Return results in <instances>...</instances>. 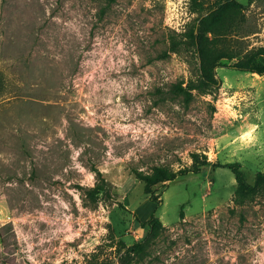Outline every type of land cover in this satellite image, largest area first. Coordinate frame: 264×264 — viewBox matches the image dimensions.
<instances>
[{
	"label": "rangeland",
	"instance_id": "1",
	"mask_svg": "<svg viewBox=\"0 0 264 264\" xmlns=\"http://www.w3.org/2000/svg\"><path fill=\"white\" fill-rule=\"evenodd\" d=\"M223 1L0 0V264H264V187L138 177L263 172L264 76L229 66L264 65V0Z\"/></svg>",
	"mask_w": 264,
	"mask_h": 264
},
{
	"label": "trees",
	"instance_id": "2",
	"mask_svg": "<svg viewBox=\"0 0 264 264\" xmlns=\"http://www.w3.org/2000/svg\"><path fill=\"white\" fill-rule=\"evenodd\" d=\"M250 2L256 0H249ZM238 3L236 0H224L223 2L217 4L211 11L210 14L207 15L206 18L210 17L213 21L219 20V18L229 9L236 6ZM191 37L193 39V44L197 52V56L200 60L203 58V49H202V35L197 33V31L193 30L191 33ZM262 54L264 55V48L262 50ZM224 66V65H219ZM229 67L233 69H237L243 72H252L258 73L261 76H264V65L261 67H246L242 64L237 63L235 65H230ZM211 83L212 81H208ZM193 163L190 167H185L180 170H174L167 165H159L152 168V170L148 173H138V177L144 181V192L145 194L150 195V199L154 202L161 203L160 199L161 194L158 193L159 189L166 188L169 183L175 180L180 175H185L188 173H200L204 167L213 166L215 168H228L230 169L236 179L237 182V194H243L247 191H256L259 187H264V173L258 172L255 176V184L250 185L247 180L245 173L242 169V164L240 162H232V163H211L208 160L206 155H200L199 153H194L192 155ZM102 190L101 185H97L95 188L89 190L92 191V195L98 194ZM162 191V190H161ZM150 226V229H155L157 226H162V223L155 214H152L147 223Z\"/></svg>",
	"mask_w": 264,
	"mask_h": 264
},
{
	"label": "crops",
	"instance_id": "3",
	"mask_svg": "<svg viewBox=\"0 0 264 264\" xmlns=\"http://www.w3.org/2000/svg\"><path fill=\"white\" fill-rule=\"evenodd\" d=\"M259 136H260V135H259ZM261 136L264 137L263 133L261 134ZM261 136H260L259 138H262ZM262 167H263V170H262V171L264 172V164H263Z\"/></svg>",
	"mask_w": 264,
	"mask_h": 264
}]
</instances>
